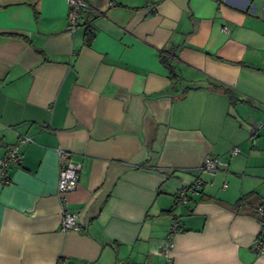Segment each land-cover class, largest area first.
<instances>
[{
	"label": "crops",
	"instance_id": "1",
	"mask_svg": "<svg viewBox=\"0 0 264 264\" xmlns=\"http://www.w3.org/2000/svg\"><path fill=\"white\" fill-rule=\"evenodd\" d=\"M86 2L68 33L66 0H0V157L31 139L0 170V264H165L178 216L171 264H264V0ZM58 148L81 166L64 204Z\"/></svg>",
	"mask_w": 264,
	"mask_h": 264
},
{
	"label": "built area",
	"instance_id": "2",
	"mask_svg": "<svg viewBox=\"0 0 264 264\" xmlns=\"http://www.w3.org/2000/svg\"><path fill=\"white\" fill-rule=\"evenodd\" d=\"M150 4V3H149ZM67 12H66V21L68 26V33H73L80 24L81 16L83 10L87 7L86 0H66ZM224 32H228L225 27L222 28ZM90 31L93 32V28L90 26ZM251 134L254 133V130H251ZM31 141L30 137L26 135H20L18 143L10 144L6 147V151L3 156L0 157V170L2 175L4 171L11 166H18L21 162V154L19 152V145L24 142ZM238 148H233L230 153L231 155H236ZM58 156V178L56 185V196L62 204H64V199L66 194L74 191L78 186L79 176L81 171L80 164H76L71 159L70 152L64 151L60 148L57 149ZM227 167V163L222 162L219 158L216 157H205L200 164V169L208 172L210 175L215 174L218 170ZM201 188V181L196 180L189 187H183L177 190L175 195V204H186L190 197L194 194H198ZM60 213V230L65 232L70 229H78L77 218L75 215L67 213L61 206ZM256 212L258 214V226L259 230L256 236L254 237L253 244L251 246L252 253L256 255L264 252V200L257 206ZM182 217H173L169 226V233L166 237V243L160 247L159 252L164 256L166 263L171 264L172 255L170 251L173 247L172 237L173 234L178 232V228Z\"/></svg>",
	"mask_w": 264,
	"mask_h": 264
},
{
	"label": "trees",
	"instance_id": "3",
	"mask_svg": "<svg viewBox=\"0 0 264 264\" xmlns=\"http://www.w3.org/2000/svg\"><path fill=\"white\" fill-rule=\"evenodd\" d=\"M85 36H86V42H90V40H91V37H92V35L91 34H93V32H91L90 31V26H86V32H85ZM160 58H161V62L163 63V65L165 66V68H166V70H168V76H169V79L170 80H172V79H175L176 78V72H175V70L173 69V66H172V64H171V61H170V57H167L166 55H163V54H161L160 55ZM213 87L214 88H217V89H223L225 92H228L229 90L226 88V87H224V86H220V85H217V84H213ZM186 89H188V88H185V89H183L182 91L184 92ZM181 91V92H182ZM230 95V98L231 99H233V97H232V95L231 94H229ZM247 196H243V197H241V198H239V200L237 201V203H236V205L237 204H239V202L241 201V200H243V199H245Z\"/></svg>",
	"mask_w": 264,
	"mask_h": 264
}]
</instances>
